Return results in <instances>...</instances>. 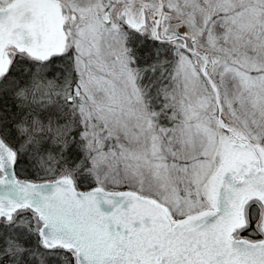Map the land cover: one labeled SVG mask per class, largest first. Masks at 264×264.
<instances>
[{"label":"snow or ice","instance_id":"6c2138e0","mask_svg":"<svg viewBox=\"0 0 264 264\" xmlns=\"http://www.w3.org/2000/svg\"><path fill=\"white\" fill-rule=\"evenodd\" d=\"M0 264H264V0H0Z\"/></svg>","mask_w":264,"mask_h":264}]
</instances>
